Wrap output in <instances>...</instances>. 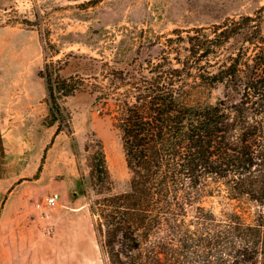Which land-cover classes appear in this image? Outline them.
<instances>
[{"label": "rangeland", "instance_id": "rangeland-1", "mask_svg": "<svg viewBox=\"0 0 264 264\" xmlns=\"http://www.w3.org/2000/svg\"><path fill=\"white\" fill-rule=\"evenodd\" d=\"M233 19L242 33L193 58L201 70L189 73V38L217 42ZM258 29L264 0H0V264H106L91 204L126 191L131 177L113 115L159 77L178 92L196 85L195 100L224 98L222 83L205 88L199 75L217 71ZM51 61L81 83L59 99L62 127L40 75ZM101 151L104 186L93 174ZM54 192L58 205H43ZM227 201L214 194L202 204L219 213Z\"/></svg>", "mask_w": 264, "mask_h": 264}, {"label": "trees", "instance_id": "trees-1", "mask_svg": "<svg viewBox=\"0 0 264 264\" xmlns=\"http://www.w3.org/2000/svg\"><path fill=\"white\" fill-rule=\"evenodd\" d=\"M231 23L217 42L189 38V73L211 46L242 33L240 21ZM253 32L217 71L199 75L205 88L222 83L224 98L195 100L196 85L178 92L159 77L113 115L131 177L126 191L91 204L106 264H264V33ZM60 64L40 71L58 127L67 116L59 99L81 88L60 74ZM93 174L102 186L109 182L103 151ZM214 194L229 208L216 213L202 204Z\"/></svg>", "mask_w": 264, "mask_h": 264}, {"label": "built area", "instance_id": "built-area-1", "mask_svg": "<svg viewBox=\"0 0 264 264\" xmlns=\"http://www.w3.org/2000/svg\"><path fill=\"white\" fill-rule=\"evenodd\" d=\"M59 199H60L59 193L54 192L46 196L42 204L48 207H53L58 205ZM42 204L40 203L38 204V206H41Z\"/></svg>", "mask_w": 264, "mask_h": 264}]
</instances>
